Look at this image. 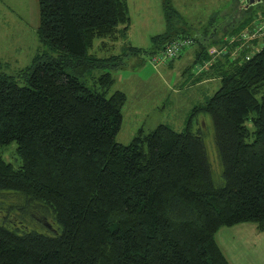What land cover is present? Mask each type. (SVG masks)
Listing matches in <instances>:
<instances>
[{"label":"trees","instance_id":"1","mask_svg":"<svg viewBox=\"0 0 264 264\" xmlns=\"http://www.w3.org/2000/svg\"><path fill=\"white\" fill-rule=\"evenodd\" d=\"M38 7L37 40L56 55L40 47L16 74L0 64V145L14 141L21 160L15 168L0 153V264H231L217 231L248 222L264 231V38L228 43L215 56L199 77L220 86L192 110L184 132L157 124L124 145L115 136L127 97L110 92L109 71L92 77V88L82 77L118 66L115 55L89 50L95 39L104 52L125 35L128 3ZM239 10L220 37L210 34L213 43L251 26L264 0ZM175 12H165L170 30ZM178 38L196 41L183 32L171 40ZM211 56L198 52L194 63ZM197 113L211 116L215 154L198 123L192 128Z\"/></svg>","mask_w":264,"mask_h":264},{"label":"rangeland","instance_id":"2","mask_svg":"<svg viewBox=\"0 0 264 264\" xmlns=\"http://www.w3.org/2000/svg\"><path fill=\"white\" fill-rule=\"evenodd\" d=\"M3 1L5 5L0 0V19L2 15L8 14L7 9H10V19L6 23L0 21V64L7 73L16 74L30 64L40 47L43 50L45 46H41L36 31L30 26L31 17L33 19V9L30 15L31 0ZM126 2L130 24L125 35L104 52L95 51L97 49L95 46L103 40L95 39L94 47L89 50L98 56L115 55L116 58L111 62L114 64L117 61L118 66L91 68L86 72L84 79L82 77L84 84L92 88V77L109 71L114 80L110 92L120 90L127 97L121 109L122 123L115 136V141L124 145L129 144L140 128L147 133L157 124L165 123L174 131L186 130V123L192 110L204 105L221 83L218 78L204 81L205 79L199 77L201 73L210 69L212 64L202 71L195 70V56L204 50L216 55L220 54L219 50H228L229 46H226L230 38L228 34L232 31L225 34L218 44L213 43V40L222 35L233 17H237L236 19L240 17L241 10L238 9L243 3L240 0H126ZM171 8L177 14L173 16V26L170 30L165 12ZM164 32H169L168 38L153 40L154 36ZM182 32L196 41L186 46L180 56L173 58L171 63L166 61L154 63L150 60L151 53L154 54L153 51L158 46L171 41L177 33ZM210 34L215 35L214 39L209 37ZM234 36L237 38L238 34ZM198 39L199 42L205 41V44H199ZM234 42H237V46L249 45L252 40L248 37ZM129 46L138 47L140 50L133 52L128 49ZM45 49L56 55L48 48ZM235 51H238V48ZM235 51L231 49V52L228 51L229 55L232 57ZM23 71L25 69L21 72ZM19 76L15 80L22 85L23 80ZM194 117L192 128L197 129L198 123L206 150L215 154L211 116L197 113ZM15 147L14 141L0 145V153L6 162L16 168L21 160ZM33 221L37 222V218L28 220L30 224ZM251 223L225 226L215 235L222 253L231 264H264V241L256 238L246 240L245 226L254 225Z\"/></svg>","mask_w":264,"mask_h":264},{"label":"built area","instance_id":"3","mask_svg":"<svg viewBox=\"0 0 264 264\" xmlns=\"http://www.w3.org/2000/svg\"><path fill=\"white\" fill-rule=\"evenodd\" d=\"M251 26L245 27L240 30L237 38L235 36H231L229 38V43H233L236 40H243L247 39L248 37L250 40L254 38H264V14L258 13L254 16ZM247 41V40H246ZM191 40L189 38L183 39H175L171 40V42L167 43L162 50L158 53L151 55L150 60L154 63H160L163 61L170 62L173 58L178 57L183 49L186 46L190 45ZM220 54L223 53V50H219ZM214 52V50H212ZM212 56L207 61L203 62L202 64L196 65L195 70L205 69L207 66L211 65L214 61L216 54L211 53ZM153 63V64H154Z\"/></svg>","mask_w":264,"mask_h":264},{"label":"crops","instance_id":"4","mask_svg":"<svg viewBox=\"0 0 264 264\" xmlns=\"http://www.w3.org/2000/svg\"><path fill=\"white\" fill-rule=\"evenodd\" d=\"M1 2L5 5V3H4L3 0H1ZM32 9H33V19L31 17V24H30V26H32L33 29H34V31H35L36 28H37V26H38V22H39V19H38V9H39V7H38V0H31V9H30L31 10V12H30L31 14L30 15H32ZM2 10H5V9H2ZM9 10L7 9L8 14H4V15L1 16L0 21L3 20L4 23H6L10 19V17H9ZM25 23L27 24V22H25ZM127 31H128V29H127ZM159 34H161V33H159ZM206 80L207 79H205L204 81H206ZM251 224H253V223H251ZM250 226H252V227H250ZM245 227H246L245 228V230H246L245 231L246 240H249V238H252V239L256 238L259 241H261V239L264 241V231L257 230L255 224L254 225L245 226Z\"/></svg>","mask_w":264,"mask_h":264},{"label":"water","instance_id":"5","mask_svg":"<svg viewBox=\"0 0 264 264\" xmlns=\"http://www.w3.org/2000/svg\"><path fill=\"white\" fill-rule=\"evenodd\" d=\"M240 1L243 3L242 6L239 7V9H248L253 5L262 3L263 0H240Z\"/></svg>","mask_w":264,"mask_h":264},{"label":"bare ground","instance_id":"6","mask_svg":"<svg viewBox=\"0 0 264 264\" xmlns=\"http://www.w3.org/2000/svg\"><path fill=\"white\" fill-rule=\"evenodd\" d=\"M158 53V52H157ZM156 54V53H155ZM153 55V54H152Z\"/></svg>","mask_w":264,"mask_h":264}]
</instances>
